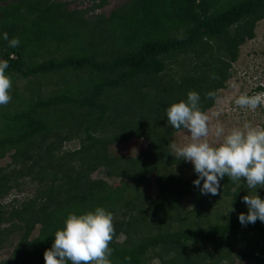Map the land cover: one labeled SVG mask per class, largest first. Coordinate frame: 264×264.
<instances>
[{
    "label": "trees",
    "instance_id": "16d2710c",
    "mask_svg": "<svg viewBox=\"0 0 264 264\" xmlns=\"http://www.w3.org/2000/svg\"><path fill=\"white\" fill-rule=\"evenodd\" d=\"M68 2L0 0V60L12 80L0 106V159L11 158L0 166V250L9 248L0 264H45L67 215L98 206L114 215L112 264H264V222L239 221L243 197L264 199V188L225 176L218 195H202L193 164L171 154L183 128L166 112L190 91L202 111L213 105L264 0H128L108 15L93 13L107 0ZM130 139L145 146L110 150ZM25 184L36 188L18 197Z\"/></svg>",
    "mask_w": 264,
    "mask_h": 264
},
{
    "label": "clouds",
    "instance_id": "9594fccd",
    "mask_svg": "<svg viewBox=\"0 0 264 264\" xmlns=\"http://www.w3.org/2000/svg\"><path fill=\"white\" fill-rule=\"evenodd\" d=\"M3 38L8 40L7 33ZM19 44L18 37L9 41L10 47ZM8 67L7 60H0V106L7 105L12 99L9 94L12 80L6 74ZM213 78H216L215 75ZM206 95L208 98L216 96L214 92ZM235 104L255 111L264 106V92L251 96L241 94ZM166 112L167 121L173 128H183L190 133V142L183 146L170 144L171 154L193 164L198 174L193 184L200 188L202 195H218L220 180L225 176L232 182L244 178L249 189L264 188V127L244 122L242 127H234L225 134L222 125L210 126V116L201 110L200 96L195 91L187 94L186 101L171 104ZM210 134L218 143L209 142ZM243 201L248 213L239 215L240 223L264 222V199L256 192L255 195L244 196ZM113 221V213L99 206L82 214L69 213L64 227L55 232L51 248L44 252L45 264H68L69 261L71 264H112L110 256L113 249L109 245L115 235Z\"/></svg>",
    "mask_w": 264,
    "mask_h": 264
},
{
    "label": "rangeland",
    "instance_id": "374dc122",
    "mask_svg": "<svg viewBox=\"0 0 264 264\" xmlns=\"http://www.w3.org/2000/svg\"><path fill=\"white\" fill-rule=\"evenodd\" d=\"M69 1L68 9L85 8L91 6V0H58ZM99 1V0H96ZM128 0H107L106 4L102 7L95 8L93 13L109 14V11L114 7H117L121 3ZM255 36L243 43L239 48L237 59L232 63V75L225 82V86L218 90L217 98L213 105L205 110L210 116V126L214 127L220 124L225 129V134L234 127H242L244 122H249L253 126H263L264 124V106L258 107L255 111L247 108H240L235 104V100L241 94L250 93L255 88V85L259 84L264 86V19L257 22L254 30ZM169 69H167L168 71ZM23 83L19 82V87H22ZM252 92V91H251ZM253 93V92H252ZM250 95V94H249ZM219 113V115H214ZM190 133L188 130L181 129L175 132L172 143H176L178 146L190 142ZM210 143H218L216 138L210 134L208 137ZM76 146V142L73 141L69 145L66 144V148ZM145 146V141L142 139H130L127 142L115 143L110 146V150L115 154L135 155ZM11 160L9 155L0 159V166L4 167ZM189 164L191 162L187 161ZM97 175H102L101 172ZM36 188V184H25L21 188V192L18 197L23 198L24 195L31 194L32 190ZM150 193H155V187L150 182L146 188ZM12 195L7 196L5 201H8ZM185 205H191L189 196L183 198ZM37 230L35 229L32 235H35ZM9 248L0 250V258H4L8 255ZM233 264H249L247 260H237Z\"/></svg>",
    "mask_w": 264,
    "mask_h": 264
}]
</instances>
